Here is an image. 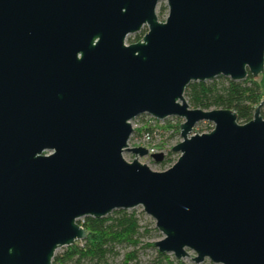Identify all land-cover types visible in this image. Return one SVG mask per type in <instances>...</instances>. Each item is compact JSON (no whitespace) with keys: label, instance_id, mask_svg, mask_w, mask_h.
Instances as JSON below:
<instances>
[{"label":"water","instance_id":"1","mask_svg":"<svg viewBox=\"0 0 264 264\" xmlns=\"http://www.w3.org/2000/svg\"><path fill=\"white\" fill-rule=\"evenodd\" d=\"M159 1L0 0V264H51L86 238L79 219L135 207L158 253L264 264V100L239 124L183 96L263 72L264 0H163V22ZM144 116L181 120L163 171L127 145ZM199 122L212 129L190 135Z\"/></svg>","mask_w":264,"mask_h":264},{"label":"trees","instance_id":"2","mask_svg":"<svg viewBox=\"0 0 264 264\" xmlns=\"http://www.w3.org/2000/svg\"><path fill=\"white\" fill-rule=\"evenodd\" d=\"M183 96L192 109L204 111L227 109L234 112L237 123L244 124L252 118L253 109L258 103L264 100V70L259 80L248 74L239 82L220 76L211 81L191 82L185 87ZM140 118L144 123V117ZM168 123L167 120L164 124L165 129L169 128ZM178 126L179 124L174 127L170 139L173 135L178 136ZM137 133L138 131L134 132V134ZM169 155L170 151L164 156L162 165L168 161ZM76 223L86 232V238L80 242L81 245L74 242L73 246L65 247L61 253L54 254L51 264H80L82 261L90 264H108L105 258L113 254L115 246L127 245L135 248L139 245L140 238L148 232L146 228L139 225V220L133 211L114 210L106 217L99 219L84 217L82 222L78 220ZM144 246L151 245L144 244ZM131 261L137 264L133 250L126 253L119 264H129ZM161 261L172 264L168 256L162 253H157L156 261L150 264H158ZM176 263L181 264L179 261Z\"/></svg>","mask_w":264,"mask_h":264},{"label":"rangeland","instance_id":"3","mask_svg":"<svg viewBox=\"0 0 264 264\" xmlns=\"http://www.w3.org/2000/svg\"><path fill=\"white\" fill-rule=\"evenodd\" d=\"M154 14L156 16V19L159 22H163L164 19L166 18L167 9H166L165 2L163 0H160L156 4ZM145 31H146V28L143 27L138 32L128 35L126 37L124 43L126 45H128V44L135 43V42L139 41L140 38L145 33ZM137 37H138V40H136ZM263 70H264V68H263ZM261 74L258 75L257 77H255V79L259 80L261 77ZM259 112L261 113V114L259 113L260 116L261 115L264 116V105H261ZM262 119L264 120V117ZM180 123H181V120H179V119L169 121V123H168L169 129L174 131V127ZM130 125H131L133 133L130 135L128 142H127V145H128V147L131 148V146L133 144H135L134 140L138 139L140 137V134L143 131L145 125H144V123H142L140 117H137L136 119L132 120L130 122ZM211 129H212L211 123L199 122V123H196L194 125V127L191 130L190 135H199V134L207 133ZM135 131H138V133L134 134ZM178 131L179 130H177V134H178ZM161 139H163V138H161ZM161 139H160V141H156L154 145L156 146V148L162 149L165 152V156H166L167 152H169L170 149L180 141L179 136H175V135H173L168 142H164ZM162 156H163V154H162ZM177 156H178V154L170 152V155L168 156V161H166L163 165L161 163L163 162V160L165 158L164 156H163V160L158 164L153 163L151 158H147V157L138 158L137 161L141 164L146 165L151 171L159 172V171H163V170L169 168L175 162ZM122 158L126 162H131L133 157L129 153H123ZM126 211H128V212L133 211L139 220V225L146 228V230L148 232L140 238V243L135 248H133L131 246H127V245H119L117 247L115 246V248L113 249V254L108 255L105 258V262L108 264H119L123 260L124 255L126 253L130 252L131 250L135 251V260H136L137 264H150L154 260L156 261L158 252H157V249L155 247H153L152 243L162 239V235L155 229L154 221L151 218H149L147 215H145L142 212L140 207H135L133 209H129ZM82 220H83V218L79 219L80 222H82ZM76 242L78 245H81V243H80L81 241H76ZM144 244H149L151 246L145 247ZM63 249L64 248L57 249L54 252V254L61 253L63 251ZM186 252H187L188 258L185 257L181 260H175L171 254H164V255L168 256V260L170 262H172V264H177L176 261H179L181 264H195L192 261H190V259H192L194 257V253L191 251H188V250ZM158 261L159 260H157V262ZM133 263H134V261H131L129 264H133ZM80 264H90V263L87 261H82ZM158 264H166V263L161 261V263H158ZM197 264H211V263L207 259H204L202 262L197 263Z\"/></svg>","mask_w":264,"mask_h":264},{"label":"built area","instance_id":"4","mask_svg":"<svg viewBox=\"0 0 264 264\" xmlns=\"http://www.w3.org/2000/svg\"><path fill=\"white\" fill-rule=\"evenodd\" d=\"M144 119V129L141 132L140 137L134 140L135 144H133L132 146L144 148L146 150L145 157L147 158H150L151 155L158 153L165 156V152L160 148H156L154 144L156 141H160L161 138H163L161 140H163L164 142H168L170 140V136L172 135L173 131L169 128L165 129L164 124L167 120L173 121L175 120V118H168L164 121H159L149 116H144Z\"/></svg>","mask_w":264,"mask_h":264}]
</instances>
